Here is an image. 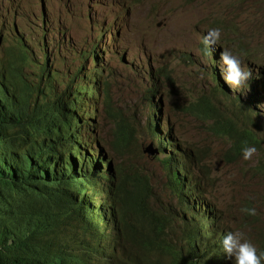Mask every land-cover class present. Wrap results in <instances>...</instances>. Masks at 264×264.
Here are the masks:
<instances>
[{"label": "rangeland", "instance_id": "rangeland-1", "mask_svg": "<svg viewBox=\"0 0 264 264\" xmlns=\"http://www.w3.org/2000/svg\"><path fill=\"white\" fill-rule=\"evenodd\" d=\"M22 1L25 12L35 4V0ZM50 3L53 11L61 9L56 0ZM73 3L79 10L83 7L91 21L83 30L77 15L69 18V30L76 37L70 46L83 53L94 42L98 45L84 69H91L95 56H103L109 63V75L116 81L111 88L115 98L127 105L140 101L144 118H138L134 112L130 114L135 118L140 139L126 152L125 162L126 167L136 166L151 180L153 206L170 217L179 209L167 186L166 169L158 157L160 152L150 157L142 153L150 145L159 149L157 142L144 135L146 118L151 117L145 91L155 87L163 94L161 125L164 130L171 127L176 130L179 136L176 143H189L196 149L199 168H194V177L200 179L202 185L205 179V194L222 211L226 231L243 232L249 242L257 245V235L264 233V172L258 170L264 154V115L251 116L239 102L223 98L227 90H232L221 75L220 54L230 50L244 60L245 66L250 62L264 65V0H73ZM31 13L25 15L28 21L22 24L34 23ZM209 29H219L221 33L218 44L211 46L215 47L216 54L202 42ZM99 46L102 53H97ZM0 56L4 55L0 53ZM211 56L216 66L211 64ZM63 64L61 58L60 69L70 83L74 82L81 74L76 67L77 61L69 62L65 69ZM213 69L218 70L217 80L210 74ZM106 79L99 80L101 94L100 86ZM52 83H57L54 76ZM109 106L117 112L116 105ZM207 107L217 111L216 118L204 113ZM215 122L256 131L262 140L261 148L250 160L240 156L232 162L228 157L231 141L218 132ZM120 124V119L112 120L102 115L94 132L89 128L87 133L102 134L100 139L110 142V136ZM103 146L106 147V143ZM60 155L56 153V158ZM70 160L73 163V157ZM72 179L77 180V177ZM245 208H254L256 215L246 214L242 211Z\"/></svg>", "mask_w": 264, "mask_h": 264}, {"label": "clouds", "instance_id": "clouds-1", "mask_svg": "<svg viewBox=\"0 0 264 264\" xmlns=\"http://www.w3.org/2000/svg\"><path fill=\"white\" fill-rule=\"evenodd\" d=\"M56 2L60 5L61 9L57 11H53L51 8L50 0H35V4L29 9L30 11L25 12V8L22 4V0H12V5H9L7 0H0V16L3 18V23L7 25L14 24L13 19L17 22V24H22L23 17L25 15H33L34 20L40 26H43L44 29H38L31 24H22L24 29L21 28L20 34L23 39L33 42V51L37 53L38 59L28 60L26 57V65L24 67L23 73L30 74L34 79H42L46 80L45 76L42 74L40 66L45 64L49 65L51 74L54 75L57 79L56 85H52L54 87V93L48 96V101H58V105L62 103L63 100H67L68 95L66 93H71L73 95L74 101H78L81 98H88L86 101H81L78 103V109L83 112L86 119L82 120V123L87 122V126L91 129V133L94 132V129L97 126V123L102 118V108L104 106V98L100 96V91L96 89L92 84L87 83V79L90 77L103 80L106 78L105 68H109V63H107L103 56H95V64L91 67L90 70L84 69L85 63L87 59L94 55V49L97 48V41L94 42L90 49L86 52L79 53L74 48H72L71 42L76 38L73 33L69 30V18L75 16L73 11V0H56ZM82 9H84L82 7ZM11 11L12 15H8L6 12L5 15H2L5 11ZM23 12V13H22ZM6 24L4 28H6ZM160 25V22L157 23V26ZM1 28H3V24H0V40L5 37L6 40L11 41V31L6 29V32H1ZM47 28H50L52 32H54L58 38H62L60 44L61 56L63 59V67L67 68V65L71 61H77V69L81 70V74L76 76L74 82L70 83L68 77L64 74V72L60 69V54L58 53V47L55 44L54 39L49 34ZM4 35V36H3ZM220 30L219 29H209L204 35L202 42L204 45L211 51L216 54L215 47H211L212 45L218 44L220 41ZM40 40L44 41L46 44V54L49 55L48 59L41 57L39 54V46L38 43ZM14 46L18 50L19 53H23L25 48L22 47L19 43H14ZM211 47V48H210ZM0 49V53H1ZM103 49L101 46L98 47L97 53H102ZM87 56H85V54ZM105 53H103L104 55ZM216 60L211 56L210 62L212 66H216L213 64ZM220 61L222 63L221 67V75L224 79V82L230 88L231 91L225 93L223 98L226 101H234L239 102L242 107H245L249 110L251 116H261L264 115V65L256 64V63H248L245 66V62L241 57L234 55L230 50H223L220 54ZM108 71V70H107ZM91 76H88L89 74ZM212 78L217 80L219 78V73L217 69H213L210 72ZM153 80V77H151ZM49 83V82H48ZM109 83L111 86L115 85V79H110ZM222 89L226 90V86L220 85ZM244 91L247 94V98L245 100L238 101L237 93L240 91ZM146 91L153 93L154 95H146V103L148 104L147 109L151 112L155 117H158V122L154 116V126L153 130L159 132L160 136L164 139L166 144L169 143L174 144L178 148V152L185 151L190 152L188 155L189 158L183 159L185 153H181L180 159L181 161H185L188 164H192L193 167L197 165L198 154L197 151L193 152V150H189L187 147V143H176L175 141L179 138L176 130L172 127L168 130H164L161 125V119L164 114V102H163V94L158 88H150ZM235 93V95L233 94ZM86 94V95H80ZM158 94V95H157ZM159 96V97H158ZM237 97L234 98L233 97ZM47 101V102H48ZM140 101L137 100L135 105H127L124 102L118 101L115 96L111 98V106L116 105L118 113H121L125 117H131V119H135L134 116L130 115L133 112L139 118H144L143 110L140 108ZM145 106V104H144ZM129 108L130 112H124L125 108ZM52 105H50V109L47 110L44 114V118L40 112V120L36 121L35 119H27L25 121V128L21 131L15 130L13 132V136L16 138L14 142L16 144H21L24 146L25 143L31 144L30 148L23 154L22 157V165L27 162V167L34 166V172H29L26 170V173H30L27 177H10L9 183L15 185H27L30 187H38L33 181L34 177L39 173L38 165L41 161L46 163V159L49 156H52V147L48 140L45 137L51 135L53 137V141L59 143L60 138L59 129L53 128L50 126L47 121V117H51L54 113L51 112ZM70 108H73L70 106ZM73 111V109H72ZM204 113L211 116L212 118L217 117V111L214 108L207 107L203 110ZM75 118V127L83 136V142L77 147V151L81 150L83 155L77 157L74 154L73 163L85 162L87 159L89 162H93L96 166H94L93 171L96 169L102 174L100 178L96 177V180H93L94 183L91 186V191L89 194L83 196L81 199L77 198V202H83L84 200H102L106 197L107 201L111 203L107 205V208L104 210V215L107 217V224L102 228V235L105 236V239L115 243L119 248L124 249V239H123V229L122 223L123 218L119 214L118 209L114 206L115 196L118 190V180L116 176V171L120 168H125V154L127 149L121 151L118 159H114L111 157L110 153L105 150L103 154L96 155L94 152L96 149L103 147V141L100 140L102 138V134L98 136H93V134H89L85 132V130L81 127V119L75 113H71ZM147 124L146 130L147 135L151 137V139L157 142L158 147H164L161 145V141L159 137L155 135L154 131L151 127V119L147 116ZM45 122L43 126L45 127L42 131H36L34 128L37 126L36 124H40ZM80 122V124H79ZM216 123V122H215ZM218 132L222 135H225L231 141V147L229 149L228 157L234 162L240 156L243 157L244 160H250L252 156L256 153L257 150L261 148V138L254 130L248 129H237L236 127L225 126L222 123H216ZM162 128V129H160ZM37 130L39 127L37 126ZM232 129V130H230ZM49 130V132H48ZM61 133L65 134V128L61 129ZM49 138V137H48ZM86 138V139H85ZM135 141V140H134ZM136 142V141H135ZM61 143V142H60ZM38 148L41 150V155L38 160V164L35 165L36 156L38 154ZM169 150V149H166ZM67 150L66 145L62 150L61 155V164H60V176L59 179L68 178L69 172L71 170L68 167V163H70V155L65 152ZM32 153L30 160L27 157V153ZM158 155L159 153H155ZM159 161L161 162L162 156H158ZM192 160V161H191ZM47 166L48 162L46 163ZM86 166H90V163L85 162ZM164 165V164H163ZM177 170V168H176ZM258 170L264 172V154L262 159L259 162ZM50 168L45 171V175H48L50 172ZM75 174L77 176V169L74 167ZM42 176V175H40ZM69 180L61 181L60 187H67ZM204 185V188H203ZM203 185L200 183L190 184L187 188H196L197 186L201 187V203L199 204V209H194L190 211L189 215L182 214L181 216L177 214L176 224L179 225L182 231L187 230V226L191 227L193 231L197 230V226H201L200 234L197 233V239L201 238V245L198 246V249H202L203 253H206L211 258V264H215L214 254L217 253V257L220 258V262L218 264H222L225 262L226 264H264V251H258L256 247L249 242L243 232L235 231L228 232L226 231L225 219L222 211L219 209L218 205L210 198L209 195L205 194V182ZM17 187V186H16ZM104 187H106L104 189ZM60 188V189H61ZM207 189V188H206ZM76 198V197H75ZM76 205L73 206V210H68L65 214L61 213H48L41 214L36 211H24V210H9L6 213L0 215V225L3 230H5L10 236L7 240V243L12 246L10 251H6V249L2 250L1 257H13L16 254L27 255L28 253L32 254V245L40 242L51 243L52 246L50 250L42 255H38L41 264H47L51 260L52 256L66 252L69 254L71 247H80L81 252L84 253L82 259L76 261L73 258L68 260L63 256L59 258L58 264H103L102 262H95L93 258L99 257V255L106 254L109 258L116 257L118 255H124L125 251H116L113 247L108 249L107 247H102L101 250L97 253H94L91 248V245L97 246L98 239L96 238L97 233L99 232V221L102 219L101 210L104 208L103 206H99V210L96 211L94 215V221L89 223L88 225H92V235H86L84 232L86 221H83L84 217L80 211L75 212L74 209ZM190 207V206H189ZM184 209V207H183ZM193 211H196V215L193 214ZM248 215H256V210L252 209H242ZM211 212H215L218 218H215ZM206 219L209 221H206ZM54 220L58 222V226L55 225ZM221 226L223 231L218 236L217 226ZM41 230V231H40ZM204 230H206L207 237L210 233H214L213 235V243L209 245V247H204L205 245V235ZM88 232V230L86 231ZM263 234L257 236V242L259 244H264ZM118 239V241H116ZM126 249H128L127 244H125ZM89 254V255H88ZM33 264V263H28Z\"/></svg>", "mask_w": 264, "mask_h": 264}, {"label": "trees", "instance_id": "trees-1", "mask_svg": "<svg viewBox=\"0 0 264 264\" xmlns=\"http://www.w3.org/2000/svg\"><path fill=\"white\" fill-rule=\"evenodd\" d=\"M25 56L28 57L29 61L33 60L27 52L17 53L12 57L13 59H8L5 65L6 59H0V215L9 210L36 211L41 214H65L68 210H73L72 208L74 205H76L74 211H80L77 206L81 205V202H77V198L81 199L83 196L90 193L91 186L94 183V181L89 178L90 175L93 173L97 175V178H100L102 174L96 169L93 171L96 165L93 162H89L87 159L85 162L90 163V166H86L85 162L77 164L72 163V160H70L68 167H75L77 169V180H73L74 189L67 185V187L61 188L53 197L49 196L41 188L32 192L22 191L8 182L10 180L9 178L14 176L12 175L13 173L9 171L11 169L10 158H17L22 165L23 154H26L31 145L27 143H25L24 146L16 144L14 142L16 138L13 136V132L15 130H23L27 119L39 121L40 112L44 118L45 112L50 109L51 105V100L48 101V96L54 92V87L48 86V78H46L45 81L39 78L36 80L30 75L31 72L30 74L23 73L27 62ZM13 65H18L21 69H16L15 72L5 70ZM4 73H6V76ZM3 85L10 89L4 90ZM66 94L68 95L67 100H63L62 103L58 105V108H56L61 114L68 113V110L73 113L72 108H70L74 103L73 95L71 93ZM1 99L3 100L1 101ZM51 112L54 113V115L50 118L47 117L48 120L52 122L48 124L60 130V138L64 140L68 150V152H65L69 156L70 146L64 134L61 133L63 126H61L57 120L55 121V109L52 108ZM6 113L9 114V116L6 115ZM44 123L43 121V123L36 124L39 129L37 130L36 126L34 130L38 132L42 131L45 128L41 127ZM114 137L115 140L112 142H106L105 149L110 153L112 158L119 160L118 154L124 149L130 151L135 141H131L133 134H131L129 130L126 131L125 128H122L120 132H115ZM131 142L132 146L129 144ZM51 147L53 151L54 146L51 145ZM159 149V156L167 153L166 147L159 146ZM169 150L174 151L173 156L176 160L175 168H177V170H172V166L166 168L163 164L162 165L164 169H166L167 186L174 194L179 206V209L172 217L167 216L164 211L155 210L153 208L151 205L153 187L147 183V178L143 177L138 168L131 165L124 168V176L120 183L119 193L113 204L117 209H123L125 213L122 229L124 242L129 249L127 250L124 244V255H129L127 264H211V258L206 253H203L202 249H198V246L201 245V238L197 239V233L200 234L201 226L198 225L196 231H193L191 227L187 226L188 233H186V231H182L181 227L176 224L177 214L180 216L182 214L186 216L190 214V201L194 200L193 202L196 203L201 200L202 194L200 186L194 189L187 188L190 184L201 183V181L194 177L192 170L193 165L181 161L179 155L185 153V151L178 152L176 146L170 147ZM75 154L77 157H80L83 155V152L79 150L76 151ZM40 155L41 150L38 148L36 159L40 158ZM51 155L52 156L46 159L49 162H53V152ZM186 158H189V156L184 155L183 159ZM168 160L172 165V161L169 157ZM58 164L59 162L54 163L55 168L58 167ZM48 167L50 169L52 168V166ZM59 176L60 173L56 172L54 181L60 180ZM82 176L85 177L81 179L83 180L81 183V180L78 179ZM187 178L189 179L187 180ZM203 182H205V179ZM83 183L86 185H82ZM75 186L81 188L83 186L86 187L81 190ZM5 197L8 198V205L5 203ZM19 197L22 198V204L17 205L14 202L11 203V199ZM127 209L128 211H126ZM193 214L196 215V212ZM86 229L88 232H86ZM83 230H86L84 234L92 235V225L86 224ZM204 235L206 238L204 247L208 248L209 245L213 243L214 233H210L208 237L207 234ZM8 236L10 235L3 230L0 225V264H41L38 255L48 252L52 246L51 243L40 242L32 245V254H16L13 257L9 256L2 258L1 251L4 249L10 251L12 248V246L7 243L9 239ZM136 238L138 252L134 258L129 251H132V239ZM77 250H80V247H71V252L69 254L66 252H61L59 255L56 254L52 256L47 264H58L61 256H63L64 259L67 257L68 260H71L73 253ZM218 260H220V258L217 259V253H215V264H217Z\"/></svg>", "mask_w": 264, "mask_h": 264}, {"label": "bare ground", "instance_id": "bare-ground-1", "mask_svg": "<svg viewBox=\"0 0 264 264\" xmlns=\"http://www.w3.org/2000/svg\"><path fill=\"white\" fill-rule=\"evenodd\" d=\"M7 1L9 3V5H12V0H7ZM93 2H96V0H93ZM22 4H23V1H22ZM72 4H73V11H74L75 15H77V18H78L79 22L83 25V30H84V27H85L86 23L91 21V18L89 17V13L86 12L84 9L79 10V8L77 7V4H75L73 2H72ZM12 20H13L14 24H12V25L8 24L7 25L6 23H3V18L0 16V24H3V28H1V32H4V31L6 32V29H9L11 31V41L10 40L9 41L6 40L5 37H3L0 40V49L2 51L1 53L4 55L3 57L0 56V59H4V60L6 59V61L4 63V65H5L8 59H10V60L13 59L12 57L15 56L17 53H19L18 50L16 49V47L14 46V43H19L20 45H22V47L25 48V50L23 52H27L31 59H33V60H35V58L37 59V57H38V56L36 57L37 53L34 52L33 49H32L33 48V42L31 43V42L23 39L22 35L20 34L21 28L24 29V27L22 26V24H17V22L13 19V17H12ZM23 20L28 21V18L26 16H24ZM33 22L34 23L33 24L31 23V25H33L34 27H36L38 29H44L43 26L38 25L35 20ZM5 24H6V28H4ZM47 29H48L49 34L51 35V37L54 39L56 46L58 47V53L60 54V59H61L62 56H61V51H60V44H61L62 38H58V36L54 32H52L50 30V28H47ZM38 46L40 47L39 48V54L41 55V57H43L45 59H48L49 55L45 53L46 52V44H45V42L40 40V42L38 43ZM9 57H11V58H9ZM216 63L217 62L214 61L213 64H216ZM40 68H41L42 74L45 76V78L49 79L48 80V82H49L48 86L52 87V85H53L52 78H53L54 75L51 74L49 65H46V63H45V64L41 65ZM16 69L20 70L21 67L18 66V65H13V66H10L8 69H5V70H11L12 72H15ZM104 70L106 71L107 79H106V82L100 86L101 87V91H102V94H100V96L101 97L103 96V98H104V108H102V114L105 115V116H108L112 120L120 119L121 124H120L118 130H116L115 132H120V130H122V128H125L126 131L129 130V132H131V134H133V138L131 139V141H134V140L137 141V139H140V137H138V135H137V124L135 123V121L133 119H131V117H125L121 113H118V111L114 112L109 106L110 102H111V98H113L115 96L111 92V88L113 86L110 85L109 80L110 79L112 80V79H115V78H113V77H111L109 75V73H108L109 68L108 69L105 68ZM4 75L6 76V73H4ZM91 75L92 74L90 73L88 76H91ZM87 83L92 84L96 89H99V80L90 77L89 79H87ZM115 85H116V81H115ZM3 88H4V90L5 89H8V90L10 89L9 87H6L4 85H3ZM145 94L146 95H154L153 93H151L149 91H145ZM12 95H13V93H12ZM80 95H86V94H80ZM237 97H238V99H240L238 101H241V100L243 101L245 98H247V94L242 90L239 93H237ZM87 99L88 98H81L78 101H74V103L71 106V107H73L72 108L73 112L75 111V113H77V115L81 119V127L85 130V132L88 131L89 127L87 126V122L82 123V120L86 119V117H85V115H83V112L78 109V103L83 101V100L86 101ZM2 100L3 99H1V101ZM53 102H54V100L51 101V105H52L53 109H55V112H56L55 121L57 120V122L61 126H64V128H65L64 136H65V139H66V141L68 142V144L70 146V151H69L70 157L74 158V154L77 151V147L83 142V140H81V139H83V136L76 129V127H75V118L73 117V115H71V112L68 110V113H62V114L59 113V111L56 109V108H58V101H57V103H53ZM6 104H8V103H6ZM144 107H146V106H144ZM130 111H136V110H130L128 107L124 109V112H130ZM0 114H1V112H0ZM6 115L9 116V114H7V113H6ZM152 116H154V115L151 114V117L150 116H148V117H150V119H151L150 120L151 121V127H152V130H153V127H155V126H154V120H153ZM155 118H156V121L158 122L159 118L158 117H155ZM47 123L51 124L52 122L51 121H47ZM79 124H80V122H79ZM16 125H18V124H16ZM160 129H162V128H160ZM153 131H154L156 137L157 136L159 137V139H160V141L162 143L161 145H164V147H166V149H170V147L175 146L172 143H169L167 145L166 142L164 141V139L160 136L159 132H157L156 130H153ZM48 132H49V130H48ZM115 132L110 136V138H109L110 142L115 140V137H114ZM144 135H147V133H144ZM50 136L51 135H48L49 138L48 137H45V138H46V140L49 141L50 145L54 146V150L52 151L53 152V162H49L48 160H46V163L48 162V165L52 166V168L50 169L51 171L49 172L48 175H45V177H44L43 173L48 170V166L46 165L45 162L41 161L39 163L38 167H37L38 168L37 172L39 174L34 177V181H33L36 185H38V187H30V186H27V185H18V184L15 185V186H17V188L19 190L31 191L32 192V191H35V190L41 188L49 196L53 197L60 190L61 181H67V179H69L68 186L70 188L74 189L73 179L72 178L75 177L76 174L73 172V167H70L71 170H70V174H69L68 178H63L62 177L60 180L54 181V176L56 175V172L60 173L59 172L60 162H61L60 160H61L62 150L64 149V146H65V142H64V140H59L61 143L60 142L56 143L55 141L52 140L53 137H50ZM100 140L103 141V144H105L107 142V140H105V139H100ZM129 144L132 146V142L129 143ZM179 147H177V148H179ZM187 147L189 148V150H193V152L194 151L196 152V149L192 145H190L189 143H187ZM105 150L106 149L103 146L101 148L96 149L94 154H96V155L103 154L105 152ZM124 150H126V149H124ZM149 150L152 151V154H150L148 152ZM58 152L61 153V155L56 158V153H58ZM156 152L159 153L160 150L159 149H154L152 147V145H150V147L144 148L143 151H142V153H144L146 156H149V157L150 156H156V154H155ZM166 152L167 153H165V154H161V156H162L161 164H164V166H166V168H170L172 166V170L176 171V168H175L176 160H175V158L173 156L174 155V151L166 150ZM190 154L191 153L188 152V151L185 152V155H190ZM164 155H165V157H164ZM31 156H32V153L28 152L27 153V157H28L29 160H30ZM168 157L172 161V165H171L170 161L168 160ZM36 160L37 161H35V162H37V163H35V165L38 164L39 158L36 159ZM10 162H11V164H10V168L11 169L9 171H11V173H13L12 175H14L16 177H27L30 173H26L25 172L26 170H29V172H31V173L34 172V170H35L34 166L28 168L27 167V162H25L24 165H21L17 158H12L11 157L10 158ZM55 162H59L57 168H55V166H54ZM124 164L126 165L125 161H124ZM194 168L198 169L199 168V163H197V165L195 167H193L192 170H195ZM115 173H116L117 180H118L117 181L118 182V187L120 188V183H121V181L123 179V176H124V168L118 169ZM40 175H42V176H40ZM84 177L85 176H82L78 180H81ZM96 177H97V175L92 173L89 178L92 179V180H96ZM143 177H146L147 180H148L147 183L152 186L151 180H149V178L147 176H143ZM188 179L189 178H187V180ZM82 181L83 180H81V183H82ZM82 185H86V184L83 183ZM82 185H80V186H82ZM75 187H77L78 189L83 190V189H85L86 186H83L82 188L78 187V186H75ZM105 188L106 187H104V189ZM119 188L117 190V194L115 196V199L117 198V195L119 193ZM205 190H206V186H205ZM152 195H153V191H152ZM4 200H5L6 205H8L9 204L8 203V198L5 197ZM193 201L194 200L190 201L191 210L199 209V210L203 211L202 208H200V206H199V204L201 202L197 201L196 203H194ZM13 202L16 203L17 205H20V204H22V198L19 197V198H16V199H11V203H13ZM107 205H110V210H111V203H109L107 201L106 197H105L102 200H84L83 202H81V205L77 206V208L83 214V217H84L83 221H86L87 224L92 223L94 221V215H95L96 211L99 210V206H103L104 207L101 210L102 219H100V221L98 223L99 232L96 235V238L98 239V244L99 245H97V246L91 245V248H90V249L93 250L94 253L99 252L102 247H107L108 249H111L113 247L116 251H123L124 250L122 248H119L115 243L106 240L105 236L102 235V228H104V226H106L107 219H108L104 215V210L107 208ZM151 205L153 206L152 200H151ZM153 208L155 210H158L154 206H153ZM118 211H119V214L122 216V218L124 220L125 219L124 210L118 208ZM126 211H128V209ZM159 211H163V210H159ZM195 212L196 211H193V213H195ZM212 214L215 215V212H212ZM217 218H218V216H217ZM54 223H55L56 226H58V222L56 220H54ZM208 223H209V221H208ZM222 231H223L222 227L220 225L217 226V233H219L218 236L221 235L220 233ZM203 233L207 234L208 232L206 230H204ZM261 234L262 233H259L257 236H260ZM116 241H118V239H116ZM136 242H137V238L136 239H132V251H129L134 256V258H135L136 254L138 252ZM257 245H254V246L256 247V249L258 251H261V252L264 251V244H259L257 242ZM83 255H84V253L81 252V250H77V251H75L73 253L72 258L74 260L78 261V260L82 259ZM93 259H94L93 261L102 262L103 264H127L128 259H129V255H118L116 257L109 258L106 254H102V255H99V257H96V258H93ZM217 259H219V257H217ZM219 262H220V260L217 261V264ZM222 264H226V263L223 262Z\"/></svg>", "mask_w": 264, "mask_h": 264}, {"label": "water", "instance_id": "water-1", "mask_svg": "<svg viewBox=\"0 0 264 264\" xmlns=\"http://www.w3.org/2000/svg\"><path fill=\"white\" fill-rule=\"evenodd\" d=\"M7 13H8V15H12L10 10H9ZM148 152H149L150 154H152V151L149 150ZM156 153H157V152H156Z\"/></svg>", "mask_w": 264, "mask_h": 264}]
</instances>
